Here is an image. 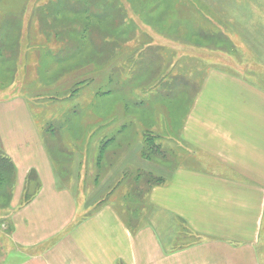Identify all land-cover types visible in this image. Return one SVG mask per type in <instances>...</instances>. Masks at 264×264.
I'll return each instance as SVG.
<instances>
[{"label": "rangeland", "instance_id": "rangeland-1", "mask_svg": "<svg viewBox=\"0 0 264 264\" xmlns=\"http://www.w3.org/2000/svg\"><path fill=\"white\" fill-rule=\"evenodd\" d=\"M216 70L264 92V0H0V100H27L84 212L161 233L146 198L172 172L161 115Z\"/></svg>", "mask_w": 264, "mask_h": 264}, {"label": "crops", "instance_id": "crops-1", "mask_svg": "<svg viewBox=\"0 0 264 264\" xmlns=\"http://www.w3.org/2000/svg\"><path fill=\"white\" fill-rule=\"evenodd\" d=\"M171 105L159 131L172 172L146 197L160 233L114 205L84 212L27 100H0V151L15 172L6 189L0 179V264H264V92L216 70Z\"/></svg>", "mask_w": 264, "mask_h": 264}, {"label": "trees", "instance_id": "trees-1", "mask_svg": "<svg viewBox=\"0 0 264 264\" xmlns=\"http://www.w3.org/2000/svg\"><path fill=\"white\" fill-rule=\"evenodd\" d=\"M152 141L154 142V140H146V142H145V145H146L145 150H144L145 156H143V157H145L147 160H152L151 157H154L155 155L161 153L160 152V150H161L160 146L158 144H154L155 142L153 143ZM102 150L104 151V148ZM50 152H51V150H50ZM100 154H103V153H100ZM100 154H99L98 160H100ZM98 164H99V161H98ZM3 173H5V189H6V185L10 184L11 179L14 176V173H15L14 172V165L10 161V159L7 158L6 156L4 157L0 151V179H1V175ZM33 177L34 176L32 175L31 181L34 179ZM33 188L35 190V186ZM38 188H39V185H37L36 189L38 190ZM27 198H28V196H27Z\"/></svg>", "mask_w": 264, "mask_h": 264}]
</instances>
